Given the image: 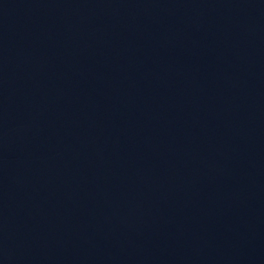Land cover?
Returning a JSON list of instances; mask_svg holds the SVG:
<instances>
[{
    "label": "water",
    "instance_id": "water-1",
    "mask_svg": "<svg viewBox=\"0 0 264 264\" xmlns=\"http://www.w3.org/2000/svg\"><path fill=\"white\" fill-rule=\"evenodd\" d=\"M0 264H264V0H0Z\"/></svg>",
    "mask_w": 264,
    "mask_h": 264
}]
</instances>
